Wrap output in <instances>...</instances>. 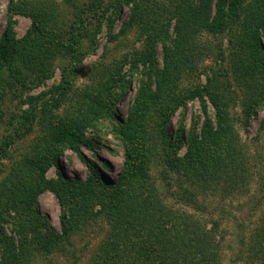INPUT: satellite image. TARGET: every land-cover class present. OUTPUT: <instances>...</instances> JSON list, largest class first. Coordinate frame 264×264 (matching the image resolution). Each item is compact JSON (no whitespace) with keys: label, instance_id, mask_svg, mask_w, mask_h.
I'll list each match as a JSON object with an SVG mask.
<instances>
[{"label":"rangeland","instance_id":"rangeland-1","mask_svg":"<svg viewBox=\"0 0 264 264\" xmlns=\"http://www.w3.org/2000/svg\"><path fill=\"white\" fill-rule=\"evenodd\" d=\"M15 1L19 6L41 12L44 21L39 23L36 19L43 31L38 37L39 43L31 39L34 35L29 36L27 44L23 40V48L28 52L14 61L20 66L24 82L19 83L0 66V151L3 152L0 155L3 229L0 240L13 241L17 246L26 238L24 241L29 243L32 232L46 228L65 235L51 244L50 253L41 254L35 249L19 264H91L99 252L107 255L104 258L108 263L122 264L120 259H115V249L128 251L131 248L128 237L138 243L139 235L149 224L147 220H140L135 210L136 202H142L144 197L166 204L165 212L186 209L207 227L217 220L220 226L215 234L216 238L221 236V244L216 264H264V251L254 248L253 239L260 238L264 232V218L261 219L264 211L263 112L257 109L247 115L242 111L244 92L241 94L235 78L241 57L258 72V77L264 78V35L259 22L249 26L248 22H240V18L233 27L232 39L228 35L222 40L226 54L225 76L216 71L217 65L212 59L215 50L210 54L206 50L193 68L172 75L174 78L167 90L164 86H158L157 90V80L143 73L145 69L138 58L146 48L147 30L159 23L171 26L173 20L167 6L172 7V2ZM8 2L0 0V33L10 18L14 38H23L31 29L33 18L17 13L9 17ZM244 4L252 5V0H244ZM256 15L262 18L260 13ZM245 16L247 19L250 15ZM83 30L89 34L83 36ZM257 31L260 46L252 40ZM92 36L94 41L90 39ZM207 40L217 43L213 36L202 32L199 41L205 44ZM71 45L76 47L74 52L70 50ZM76 52L80 55L77 60ZM239 53L243 55H236ZM38 55H43L40 62L34 61ZM23 58L28 59L27 63L22 62ZM157 60L161 68L160 43ZM64 71L71 89L57 107H52L51 98L56 93L51 88L60 83ZM224 80L234 89L224 91L220 98L227 104L234 128L233 163L238 168L240 189L237 190L240 191H216L210 195L216 184L204 190L203 180H193L188 174L179 178L170 173L171 179L166 178L168 169L164 162L168 154L186 159L201 158L207 165L216 157L231 158L227 151L233 149L226 151L208 143L200 149L196 147L199 143L195 136L204 123L202 103L207 104L215 126V110L208 96L203 92L202 101L197 97L186 99L185 107L179 106L169 117L161 112L167 105L164 104L166 94L178 91L186 94L195 87L203 90L209 81L211 89L222 90ZM150 82L153 95L148 97L149 106L141 108V87ZM31 97L34 99L30 100ZM64 120L72 121L77 132L92 139L94 145L81 146L80 151L115 187L96 183L84 190L74 184L73 180L85 181L91 170L76 151L66 146L57 131L59 122ZM4 140H8L6 148H3ZM128 149L133 158H141L148 175L146 182L138 177L135 167H129L126 179L117 183L128 166L125 164ZM40 168H44L46 181ZM184 187L188 188L187 195H194V202L180 198ZM31 191L34 194L30 199ZM115 217H119L118 226L125 231L117 236H113L115 230L110 233V219ZM154 221L162 229L160 222ZM122 233L126 236L122 237ZM5 254L0 244V262L9 264ZM18 262L17 258L12 264Z\"/></svg>","mask_w":264,"mask_h":264},{"label":"trees","instance_id":"trees-1","mask_svg":"<svg viewBox=\"0 0 264 264\" xmlns=\"http://www.w3.org/2000/svg\"><path fill=\"white\" fill-rule=\"evenodd\" d=\"M172 2L170 5L171 11V26L168 23L161 24L150 28L147 30L146 35V48L144 53L138 60L142 62L145 69L143 73L148 76H154L155 81L157 80V90L158 86H164L167 90L172 84V80L177 71L182 69L193 68L201 60V56L204 51L207 50L208 54L214 49L212 54V59L217 65V72H220L224 76L225 71V46H223L222 40L225 36L233 34V27L237 25L240 18V22H248L250 25H256L258 22L259 27L263 28L264 35V0H252V5L247 6L244 4V0H168ZM9 17L13 13L23 14L33 18L31 29L27 34L20 39H16L10 28V18L7 20V24L0 33V66L5 67L19 83H23V76L21 74L20 66H18L14 61H19L22 59L23 55H26L28 50H25L22 45V41L26 40L28 43L29 36L34 35L31 39L39 43V36L43 34L40 25L37 23H43L44 15L41 12H35L34 9H28L19 6L15 0H9ZM244 15H242V14ZM257 13H260L262 18H257ZM250 16L246 19V16ZM37 19V22H36ZM33 34H32V33ZM83 36L88 35L89 32L84 31ZM202 32H206L213 36L217 43L213 44L207 40V42L202 43L199 41V35ZM31 33V34H30ZM253 42L257 46H260L259 33L255 32ZM234 35V34H233ZM91 41H94L93 36L90 37ZM229 40V42L231 41ZM234 42V39H233ZM160 43L162 48V67H158L157 60V45ZM204 44L203 47H201ZM70 50L74 52L76 47L70 46ZM242 56L243 53L236 54ZM72 58L75 55H70ZM80 57L78 52H76L75 59ZM43 55L36 57L34 61L40 62ZM28 59L23 58V63H27ZM30 61V59H29ZM147 67L145 68V64ZM34 65V64H31ZM236 82H238V88L241 94L244 92L243 102L241 104L242 111L247 115L253 113L255 110L260 109L263 112V119L261 124H264V78L262 76L258 77V72L252 68L248 63L245 62V58L241 57L240 62L236 68L235 72ZM151 82L146 84L145 87H141V93L139 94L141 108H146L149 106L148 97L153 95L151 91ZM222 86V87H221ZM220 89H211L210 81L209 85L203 86L202 89L197 87L192 88L189 92L172 93L171 95L166 94L165 103L167 104L161 115L166 112V116L169 117L172 113L179 107H185L186 99H193L195 97L202 101L203 92L208 96L211 105L215 110V126L212 123L211 117L207 110V104L202 103L201 108L204 117V123L200 128V133L196 135L197 143L196 147L200 149L202 145L208 143L211 145H216L219 149L231 150L227 151L228 160L216 157L211 162L210 165L202 163L201 158L196 159H186L179 158L168 154L165 157V167L168 169V174H165L166 178L171 179L170 173L177 175L179 178L181 175L185 176L188 174L193 180L201 179L204 182V190H207L210 184H216L217 187H212L210 195L216 193V191H225L232 193L234 191H240V185H238V178L236 171L238 168L233 163L235 148L232 144V136L234 135L233 124L229 120V112L226 109L227 104H223L220 94L224 91L233 92L231 90L230 84L228 82H222ZM70 81L67 78V73L64 71L59 84L53 86L51 90L56 93V96L51 98L50 105L52 107H57L64 96L70 91ZM87 96L90 93L86 94ZM34 98H30L32 100ZM139 104V103H138ZM28 114V112H27ZM27 115V119H28ZM59 127L57 131L62 137V140L70 149L76 151L83 162L90 168L91 173L88 175L87 179L83 182L78 180H73L74 184L77 186H82L84 190H88L96 183H100L103 187L112 186L115 187L112 181L108 178L102 176L98 171L97 167H94L81 153V146L90 147L94 145L92 139L83 136L81 133L77 132L73 127V122L64 120L59 122ZM191 136V135H190ZM199 137V138H198ZM182 139V134L179 135ZM5 144L3 148L8 145V140L3 141ZM2 142V143H3ZM195 147V148H196ZM203 146L202 149H204ZM201 149V150H202ZM191 150V147L189 148ZM195 150V149H194ZM2 151L0 155L2 156ZM236 158V157H235ZM125 164H128L124 175L120 178L117 183L126 179L129 167H135L137 170L138 177L146 182L144 179L148 177L146 168L141 161L140 157L133 158L131 151L128 149L126 153ZM187 164V166H186ZM191 164L192 166H189ZM189 168V170L187 169ZM127 172V173H126ZM40 173L43 178L44 168H40ZM241 173V169H240ZM240 177L242 175H239ZM43 181L46 179L43 178ZM99 181V182H98ZM182 187V186H181ZM12 189V188H11ZM181 197H186L189 203L194 202V195L190 197L187 195L188 188H182ZM14 191V189H12ZM39 189H36L38 192ZM244 190H241V192ZM29 198L34 194L32 191L29 192ZM244 193V192H243ZM154 196V194H151ZM135 210L138 212L140 220L149 221L148 225H145L146 231L141 233L138 238V243L131 236L128 237V242L131 248L128 251L121 252L115 249V259H120L122 264H216L217 254L219 253V247L221 244V236L216 238V231L219 228V223L217 220H213L209 227L199 220L198 218L191 215L189 212L184 210H171L165 212L168 209L166 204H163L160 200H155L154 198L147 199L143 198L142 202H136ZM140 203V204H139ZM147 205H149L147 207ZM264 218V211L262 212L261 219ZM154 219H157L162 229H159L158 224H155ZM62 216V221H64ZM119 217L110 219L111 234L113 236L121 235L120 232H125L118 226ZM2 219L0 218V231H3L1 227ZM164 225V227L162 226ZM264 227V226H263ZM64 230V225H63ZM261 234V233H260ZM126 235L122 233V237ZM65 238V235L53 231L52 229L46 228L45 230H35L29 236V243L23 239L17 246L13 241H3L0 240V244L3 245L5 252V257L9 260V264L12 261L19 259V263L23 262L34 250H39L41 254H48L51 251V244H55L58 239ZM223 238V236H222ZM255 249L256 247L261 251H264V232L261 234L260 238H253ZM32 241V242H31ZM114 243L117 242L114 240ZM263 244V245H262ZM116 245L112 248H115ZM111 248V249H112ZM38 251V252H39ZM109 253V252H108ZM113 256V257H114ZM106 254L99 252L93 257L91 264H110L107 262ZM119 261V262H120ZM0 264H2L0 262Z\"/></svg>","mask_w":264,"mask_h":264}]
</instances>
